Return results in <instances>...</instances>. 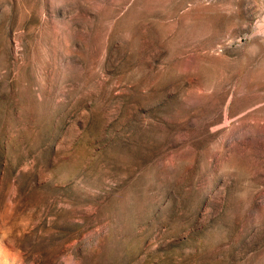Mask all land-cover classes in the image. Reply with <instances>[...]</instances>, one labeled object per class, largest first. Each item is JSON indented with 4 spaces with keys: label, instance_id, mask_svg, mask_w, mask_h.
Returning <instances> with one entry per match:
<instances>
[{
    "label": "rangeland",
    "instance_id": "obj_1",
    "mask_svg": "<svg viewBox=\"0 0 264 264\" xmlns=\"http://www.w3.org/2000/svg\"><path fill=\"white\" fill-rule=\"evenodd\" d=\"M0 264H264V0H0Z\"/></svg>",
    "mask_w": 264,
    "mask_h": 264
}]
</instances>
